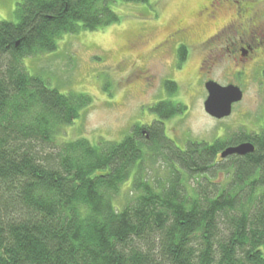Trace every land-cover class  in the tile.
Returning a JSON list of instances; mask_svg holds the SVG:
<instances>
[{
  "label": "trees",
  "instance_id": "16d2710c",
  "mask_svg": "<svg viewBox=\"0 0 264 264\" xmlns=\"http://www.w3.org/2000/svg\"><path fill=\"white\" fill-rule=\"evenodd\" d=\"M115 1L17 0V21H0V264H264V130L244 156L218 159L231 145L222 139L180 148L165 121L186 107L165 100L151 108L159 119L120 142H59L92 96L51 87L24 59L119 23ZM165 86L169 97L179 91ZM148 157L168 165L166 181L143 175ZM224 162L225 186L210 176Z\"/></svg>",
  "mask_w": 264,
  "mask_h": 264
},
{
  "label": "rangeland",
  "instance_id": "374dc122",
  "mask_svg": "<svg viewBox=\"0 0 264 264\" xmlns=\"http://www.w3.org/2000/svg\"><path fill=\"white\" fill-rule=\"evenodd\" d=\"M203 1L130 3L116 0L113 8L120 15L119 23L95 31L66 34L55 51L26 57L24 66L29 74L41 76L63 93L81 92L92 96V105L62 129L59 142L83 137L93 144L100 139L120 142L132 133L136 124L151 125L159 119L151 108L165 100L186 107L185 111L165 121L168 137L180 148L185 149L189 142L217 139L227 143V139L238 140L241 135L258 130L264 119V77L255 79L250 72L244 79L234 76L235 64L227 62L216 64L214 70L204 76L199 75L200 52L190 55L183 62V69L172 66L166 70L160 61L157 62L159 55L157 59H148L149 48L164 37L176 18L191 21L193 11ZM16 2L0 0V21H17ZM138 37L142 40L136 52L121 51L127 41H136ZM140 56L143 60H139ZM153 75L157 78L156 85L148 89L145 76ZM209 78L224 86L232 82L244 90V99L234 105L230 117L215 119L205 111L208 96L205 83ZM168 80L179 85V91L172 97L165 86ZM143 166V175L150 182L166 181L169 167L162 159L148 157ZM222 168L210 176L214 183L225 186L231 180L230 165L224 162ZM194 182L197 183L189 179L191 185ZM199 182L209 184L206 180ZM132 197L129 181L115 197V204L121 208Z\"/></svg>",
  "mask_w": 264,
  "mask_h": 264
},
{
  "label": "flooded vegetation",
  "instance_id": "af4514ba",
  "mask_svg": "<svg viewBox=\"0 0 264 264\" xmlns=\"http://www.w3.org/2000/svg\"><path fill=\"white\" fill-rule=\"evenodd\" d=\"M191 18V21L176 18L164 37L149 48L148 59H157L159 55L160 60L157 62L160 61L161 67L166 70L172 66L183 69V62L179 59L181 52L185 53L186 59L195 52H200L202 56L197 70L199 75L204 76L206 72H212L216 64L227 62L235 64L234 76L244 79L250 72L255 79L264 77V0H204L193 11ZM141 40L142 37H138L136 41H127L121 51L136 52ZM143 58L140 56L139 60ZM145 78L148 79V89H153L157 78L154 75ZM211 80L209 78L207 82ZM230 84L238 86L232 82L227 85ZM242 91L244 99L245 92ZM240 102L233 104L228 117L232 115L234 105ZM259 126L258 130L241 135L238 140L227 139L231 145L226 148L242 143L254 145L253 137L261 136L264 130V119ZM233 143L237 144L232 145ZM226 148L217 154L218 159L223 160L221 154Z\"/></svg>",
  "mask_w": 264,
  "mask_h": 264
},
{
  "label": "water",
  "instance_id": "95a60500",
  "mask_svg": "<svg viewBox=\"0 0 264 264\" xmlns=\"http://www.w3.org/2000/svg\"><path fill=\"white\" fill-rule=\"evenodd\" d=\"M206 89L208 97L204 103V109L208 115L216 119L228 117L232 112L233 104L243 99L242 89L233 84L224 86L211 80L206 83ZM255 149L252 143H242L226 148L221 157L225 159L232 155L244 156L254 152Z\"/></svg>",
  "mask_w": 264,
  "mask_h": 264
}]
</instances>
